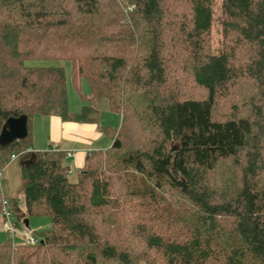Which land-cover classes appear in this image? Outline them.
Instances as JSON below:
<instances>
[{
	"label": "trees",
	"instance_id": "16d2710c",
	"mask_svg": "<svg viewBox=\"0 0 264 264\" xmlns=\"http://www.w3.org/2000/svg\"><path fill=\"white\" fill-rule=\"evenodd\" d=\"M129 1L0 0V133L28 116L0 164L31 156L36 113L99 122L106 103L122 117L75 181L64 150L21 165L25 207H10L52 227L1 242L0 264H264V0H221L220 54L213 0ZM46 58L70 60L78 88L88 79L80 113L63 67L27 64Z\"/></svg>",
	"mask_w": 264,
	"mask_h": 264
},
{
	"label": "rangeland",
	"instance_id": "374dc122",
	"mask_svg": "<svg viewBox=\"0 0 264 264\" xmlns=\"http://www.w3.org/2000/svg\"><path fill=\"white\" fill-rule=\"evenodd\" d=\"M120 8L124 10L121 2L118 0ZM122 3H130L129 0H122ZM0 17H3L0 14ZM224 35L222 29V9H221V0H213V28H212V47L215 54H220L224 48ZM27 64L30 66H61L65 70V75L67 79V90H68V100H69V110L75 113H80L82 107L86 104H89L85 96H88L91 92V85L87 78L81 80L82 87L78 88L76 82L73 78V65L70 60L67 59H33L28 60ZM240 92L244 91L246 84L239 86ZM197 93H202V90H195ZM234 99L229 97L224 99L220 104L219 109L223 111V108L226 109V102L228 103L229 99ZM224 109V110H225ZM57 116H60L56 112L51 114H39L36 113L30 120V137H29V146L34 147L36 151H43L49 149L50 139H52V134L55 132L54 128L56 127ZM63 120L64 118L60 116ZM99 121L101 124L111 125L110 127L118 128L121 125L122 117L116 112H111L107 109L106 103H104L100 110ZM109 139V136L103 135V138ZM112 139V138H111ZM112 141V140H111ZM77 143V142H76ZM96 147V146H95ZM100 146H97L99 148ZM28 155L21 154L16 159L10 160L0 164L1 172V188H0V199L1 196L4 197H15L18 198L21 206L25 207L24 194L21 189V163ZM67 162V160H66ZM69 161L67 162V164ZM77 171V170H76ZM70 173V179L75 181L77 179L78 171ZM16 219L13 218V221ZM29 220L30 224L27 227L25 220ZM18 220V219H17ZM52 227V220L49 216H29L22 220H18V224L15 226L17 235L14 239L15 244L25 243L22 237V233L25 231H30L36 238L40 240V234L45 230H48ZM0 243L5 241L7 236V231L0 229Z\"/></svg>",
	"mask_w": 264,
	"mask_h": 264
},
{
	"label": "crops",
	"instance_id": "0c3cea01",
	"mask_svg": "<svg viewBox=\"0 0 264 264\" xmlns=\"http://www.w3.org/2000/svg\"><path fill=\"white\" fill-rule=\"evenodd\" d=\"M56 118H58V120L56 127L54 128L55 132L52 134V139H50L51 144L49 148H52L53 144H57L58 145L57 149L64 150L67 154L68 152L71 153L70 156L66 155L65 158V162L66 160L67 162L69 161L68 165L71 168L70 173H73L76 170L78 171L81 167H83L87 155L91 153L93 150L106 149L110 147V145L112 144L111 141L112 139L110 135L105 133L101 128L102 126H111V125L108 124L103 125L101 124L100 121L83 122V121L67 120V119L63 120L60 116L57 115ZM103 135L109 136L110 138L109 139H107L106 137L103 138ZM97 146L100 147L97 148ZM29 148L32 149V152L36 151L34 147H29ZM29 158L23 159L22 162H24ZM13 222H14V226L18 224L17 219H15ZM8 235L9 233H7V236ZM8 238L9 236L6 239Z\"/></svg>",
	"mask_w": 264,
	"mask_h": 264
},
{
	"label": "built area",
	"instance_id": "2783aa9c",
	"mask_svg": "<svg viewBox=\"0 0 264 264\" xmlns=\"http://www.w3.org/2000/svg\"><path fill=\"white\" fill-rule=\"evenodd\" d=\"M124 8V10L126 12H131L134 10V5L130 4V3H122V0H119ZM58 145L57 144H53L52 145V149H57ZM27 152H32L31 148L27 149ZM23 152L21 153H13L10 156V160H14L16 159L19 155H21ZM67 155H71L70 152H68ZM1 172H0V188H1ZM16 215L15 213L12 211L11 207H10V203L7 197L1 196L0 199V229H4V231H7V233H9L10 237L13 240L14 243V239L17 235V231L16 228L14 226V222H13V218H15ZM22 238L24 239V242L27 244H38L39 243V239L36 238L33 234H31L30 231H25L22 233ZM15 244V243H14Z\"/></svg>",
	"mask_w": 264,
	"mask_h": 264
},
{
	"label": "water",
	"instance_id": "95a60500",
	"mask_svg": "<svg viewBox=\"0 0 264 264\" xmlns=\"http://www.w3.org/2000/svg\"><path fill=\"white\" fill-rule=\"evenodd\" d=\"M28 136V116L23 114L19 117L8 118L0 133V145L6 146L15 140L24 139ZM36 161V151H33L30 158L22 162V165H31ZM26 226L29 221L26 219Z\"/></svg>",
	"mask_w": 264,
	"mask_h": 264
}]
</instances>
